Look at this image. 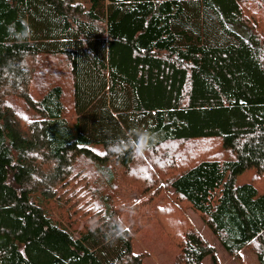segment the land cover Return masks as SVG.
<instances>
[{
  "label": "trees",
  "instance_id": "trees-1",
  "mask_svg": "<svg viewBox=\"0 0 264 264\" xmlns=\"http://www.w3.org/2000/svg\"><path fill=\"white\" fill-rule=\"evenodd\" d=\"M254 3L0 0V264H148L141 234L171 264H220L188 210L228 256L264 264V193L235 183L264 174ZM48 56L68 92L39 67ZM138 131L151 137L140 156ZM211 137L225 156L180 162Z\"/></svg>",
  "mask_w": 264,
  "mask_h": 264
},
{
  "label": "rangeland",
  "instance_id": "rangeland-1",
  "mask_svg": "<svg viewBox=\"0 0 264 264\" xmlns=\"http://www.w3.org/2000/svg\"><path fill=\"white\" fill-rule=\"evenodd\" d=\"M83 2L84 0H80ZM248 2V1H247ZM259 4H255L254 6L247 5L245 12L247 14H253L256 13L258 18V25L259 29L264 30V7L259 8L255 6ZM56 59L54 56H48L46 59H40L39 60V67L42 66L45 70L48 71L49 75L54 74L56 71L62 72L64 75H62L64 83H65V89L68 92L69 87L71 85V80L69 79L68 73L66 71V66L64 64H59L60 62L54 63ZM47 61L46 65H43V63ZM45 70V72H46ZM49 78V77H48ZM51 79L49 78V82ZM39 80L35 79V85L38 86ZM71 116L74 114L73 110H70ZM221 137H211L206 138L201 141L196 142L193 145H188L187 149H184L179 152V159L180 162L183 163H192L197 159L200 158H206V157H215L224 154L225 156V150L223 149V146L221 144ZM117 177L120 179V176H122L121 169H117ZM255 169H247L243 173L239 174L236 179V185H241L245 183H251L254 184V186L258 189L259 193H264V174L262 176H257ZM118 185H121V188H125V191L127 188L119 183V181H116L115 187ZM126 185V184H125ZM130 190H133V188H130ZM132 192H130L131 194ZM126 194V193H125ZM129 195V193H128ZM129 197L136 198V193H132ZM186 216L189 218L190 221L195 225V227L201 232L202 236L205 238V240L217 248V256L219 258L220 264H259L255 254L251 252L249 249H242L240 252V258L232 257L229 258L227 253L223 250L219 242L216 240L214 235L210 232V230L205 226L202 219L195 214L192 210L186 211ZM133 224V219L129 218L128 220V226L131 227ZM144 237V238H143ZM143 238V239H142ZM136 244L138 245V248H142L144 251L147 252L146 262L148 264H171V261L165 259V253L161 250H157L159 246H155L152 244L151 240L153 239H146L145 236L141 235H135ZM231 257V256H230ZM168 261V262H167ZM167 262V263H166ZM203 264H212L210 257H206L203 260Z\"/></svg>",
  "mask_w": 264,
  "mask_h": 264
},
{
  "label": "clouds",
  "instance_id": "clouds-1",
  "mask_svg": "<svg viewBox=\"0 0 264 264\" xmlns=\"http://www.w3.org/2000/svg\"><path fill=\"white\" fill-rule=\"evenodd\" d=\"M13 31H14V28L12 26H10V28H9L10 34H12ZM17 35L26 38L27 36L30 35V30L25 28V31L23 33L17 34ZM150 138H151L150 134L147 131H138L137 138L134 141V145H135L134 152H135L136 156H140L143 154V152L145 151V149L148 146V140ZM123 150L124 149L120 145L114 144L111 146V151L114 153H120Z\"/></svg>",
  "mask_w": 264,
  "mask_h": 264
},
{
  "label": "crops",
  "instance_id": "crops-1",
  "mask_svg": "<svg viewBox=\"0 0 264 264\" xmlns=\"http://www.w3.org/2000/svg\"><path fill=\"white\" fill-rule=\"evenodd\" d=\"M214 237H215V236H214ZM216 240H217V239H216ZM215 248H216V246H215ZM217 251H218V250H217V248H216V252H217ZM240 252H241V251H240ZM229 258H232V257L229 256ZM218 260H219V258H218ZM219 261H220V260H219Z\"/></svg>",
  "mask_w": 264,
  "mask_h": 264
}]
</instances>
